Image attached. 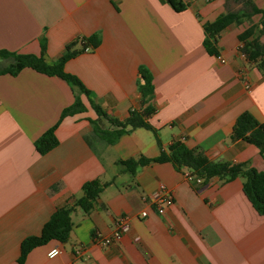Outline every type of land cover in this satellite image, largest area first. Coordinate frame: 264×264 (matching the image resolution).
<instances>
[{
	"label": "crops",
	"instance_id": "0c3cea01",
	"mask_svg": "<svg viewBox=\"0 0 264 264\" xmlns=\"http://www.w3.org/2000/svg\"><path fill=\"white\" fill-rule=\"evenodd\" d=\"M184 1L187 7L176 11L168 0H0V49L39 55L44 40L54 61L73 40L100 35L95 49L64 68L110 117L124 120L145 106L139 68H148L154 112L147 119L157 130L137 127L108 142L91 120L103 130L112 124L83 93L86 110L61 119L77 93L65 79L29 66L0 72V264H17L21 241L81 197L86 182L106 183L93 208L76 207L69 239L33 248L24 264H264V215L245 195L241 177L196 183L186 179L187 167L170 161L136 174L121 163L157 157L181 140L202 160L264 169L257 145L232 138L244 111L264 121V71L240 49L245 25L221 31L218 54L204 45V24L238 4ZM254 1L264 8V0ZM54 125L58 144L41 154L35 141ZM161 184L174 197L162 214L153 203ZM126 214L130 227L120 242L95 240ZM54 247L61 252L51 257Z\"/></svg>",
	"mask_w": 264,
	"mask_h": 264
},
{
	"label": "trees",
	"instance_id": "16d2710c",
	"mask_svg": "<svg viewBox=\"0 0 264 264\" xmlns=\"http://www.w3.org/2000/svg\"><path fill=\"white\" fill-rule=\"evenodd\" d=\"M168 1L176 11H182L187 7V3L184 0ZM233 1L238 4L237 8L234 10L230 8L221 13L214 21L204 24V45L210 53L218 54L217 43L221 31L231 24L245 25L244 30L239 34V39L242 42L240 49L246 54L248 60L256 62L264 71V8L258 7L254 0ZM255 16H259L257 22L254 20ZM100 42L101 37L98 33L73 40L67 44L65 52L54 61L48 59L44 40L42 42V52L39 55L0 49V60L9 61V63L2 64L0 72L16 74L22 68L29 66L48 75H57L65 79L77 93L74 102L63 109L61 119L66 115L86 110L87 106L80 95L83 93L87 96L90 105L98 116L105 117L112 124V129L103 130L98 126L96 120H91L95 131L108 142L115 141L123 133L137 127H145L156 132L157 130L147 119V116L154 112L150 102L154 86L152 75L148 68L144 66L139 68L141 77L139 89L142 94V104L145 106L142 109H132L124 120L110 117L93 99L92 92L80 78L65 70L64 66L67 60L88 48L95 49ZM79 43L80 46L77 47ZM56 126L54 125L47 129L35 141V146L41 154L46 153L58 144L59 140L55 135ZM232 138L243 139L253 143L264 154V121L261 122L251 112L244 111L235 122ZM164 161L172 162L179 169L187 167L188 171L202 177L204 181L213 176H218L225 180L241 177L245 195L257 212L264 215V169H257L247 162L202 160L195 149L188 147L181 140H175L168 145L166 150H162L157 157L149 158L141 155L139 158L121 160V163L125 165L129 172L136 174L137 169L141 166L152 162ZM105 185L106 183L93 184L86 182L83 185V195L81 197L70 205L58 207L43 225L41 233L28 235L21 241L17 264H24L28 253L37 246L46 244L51 240L67 241L73 227L72 212L76 207H81L86 212L90 211Z\"/></svg>",
	"mask_w": 264,
	"mask_h": 264
},
{
	"label": "built area",
	"instance_id": "2783aa9c",
	"mask_svg": "<svg viewBox=\"0 0 264 264\" xmlns=\"http://www.w3.org/2000/svg\"><path fill=\"white\" fill-rule=\"evenodd\" d=\"M222 61H225L222 59ZM184 139V138H183ZM185 177L189 181H193L196 183H201L203 181V178L200 176H196L192 174L190 171L185 172ZM174 201L172 190H170L165 184H161L159 189L155 194H153V203L155 205L156 211L160 214L164 213L169 206ZM148 215L147 210H142L141 216L146 217ZM130 220L131 217L129 215H121L117 221L115 222V225L110 228V231L108 234H102L98 233L95 235V240L104 245L109 246L114 243H118L121 241L124 233L129 229L130 227ZM61 252L59 247H54L51 250H49L48 254L49 256L53 257Z\"/></svg>",
	"mask_w": 264,
	"mask_h": 264
},
{
	"label": "rangeland",
	"instance_id": "374dc122",
	"mask_svg": "<svg viewBox=\"0 0 264 264\" xmlns=\"http://www.w3.org/2000/svg\"><path fill=\"white\" fill-rule=\"evenodd\" d=\"M254 20L257 22L259 20L258 16L254 17Z\"/></svg>",
	"mask_w": 264,
	"mask_h": 264
}]
</instances>
